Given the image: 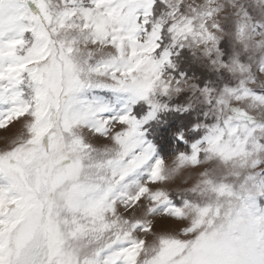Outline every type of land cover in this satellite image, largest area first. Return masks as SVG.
I'll use <instances>...</instances> for the list:
<instances>
[{"label":"snow or ice","instance_id":"6c2138e0","mask_svg":"<svg viewBox=\"0 0 264 264\" xmlns=\"http://www.w3.org/2000/svg\"><path fill=\"white\" fill-rule=\"evenodd\" d=\"M0 264H264V0H0Z\"/></svg>","mask_w":264,"mask_h":264}]
</instances>
